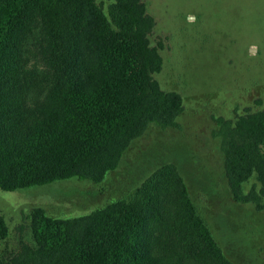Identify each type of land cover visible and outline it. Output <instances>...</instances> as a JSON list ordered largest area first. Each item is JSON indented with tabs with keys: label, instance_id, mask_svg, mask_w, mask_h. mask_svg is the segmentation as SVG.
I'll return each instance as SVG.
<instances>
[{
	"label": "trees",
	"instance_id": "1",
	"mask_svg": "<svg viewBox=\"0 0 264 264\" xmlns=\"http://www.w3.org/2000/svg\"><path fill=\"white\" fill-rule=\"evenodd\" d=\"M155 26L144 0H112L107 13L96 0H0V189L99 183L151 123L177 126L182 96L152 76L163 64ZM218 125L234 198L264 209V111ZM253 176L260 191L242 195ZM31 228L36 246L0 264H234L175 165L86 216L37 208ZM7 236L0 214V246Z\"/></svg>",
	"mask_w": 264,
	"mask_h": 264
},
{
	"label": "rangeland",
	"instance_id": "2",
	"mask_svg": "<svg viewBox=\"0 0 264 264\" xmlns=\"http://www.w3.org/2000/svg\"><path fill=\"white\" fill-rule=\"evenodd\" d=\"M96 1L107 13L112 0ZM144 1L156 21L150 43L163 58L162 69L152 76L162 90L183 99L177 126L151 123L99 183L71 178L0 189V214L8 227L0 260L23 244L36 246L31 228L35 209L57 219L86 216L120 199L131 200L157 169L175 165L227 258L234 264H264V209L234 198L216 136L220 118L264 111V0ZM253 186L260 191L255 176L243 184L242 195Z\"/></svg>",
	"mask_w": 264,
	"mask_h": 264
}]
</instances>
